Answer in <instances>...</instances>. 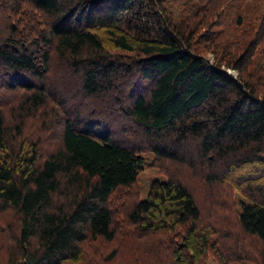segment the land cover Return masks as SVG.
<instances>
[{
	"label": "trees",
	"instance_id": "obj_1",
	"mask_svg": "<svg viewBox=\"0 0 264 264\" xmlns=\"http://www.w3.org/2000/svg\"><path fill=\"white\" fill-rule=\"evenodd\" d=\"M231 3L0 0V264H264V13Z\"/></svg>",
	"mask_w": 264,
	"mask_h": 264
},
{
	"label": "rangeland",
	"instance_id": "obj_2",
	"mask_svg": "<svg viewBox=\"0 0 264 264\" xmlns=\"http://www.w3.org/2000/svg\"><path fill=\"white\" fill-rule=\"evenodd\" d=\"M231 1L232 5L230 7H227L223 9V15L222 20H224L225 23H229V20H236L237 16L240 17V20H257L262 13H264V0H229ZM204 2V1H203ZM198 4V3H197ZM230 4V3H229ZM208 58H210V54L206 55ZM229 73L234 74L233 71H229ZM63 70H58L57 77L64 78L62 76ZM68 77L70 75H67ZM66 76V77H67ZM71 77V76H70ZM52 80V79H51ZM50 80V81H51ZM69 81L70 85L68 86L67 96L70 99H66L65 105H69L71 109H74L78 104L82 102L81 96H75L76 87L73 86V83L75 81L65 79V81ZM53 81V80H52ZM62 81V80H61ZM58 83V82H57ZM67 84V82H66ZM59 88V87H57ZM62 94V93H61ZM73 99H71V97ZM80 106V105H79ZM105 111L103 113V119L108 121L110 123L111 128L113 129V135L118 141L124 140L125 137H129V134L124 135L123 132L120 131V126L124 123L127 126H130V124H127L124 120L122 114L118 113V107H115L114 104L111 102L108 108L103 109ZM123 120V122H122ZM29 127V126H28ZM133 127V126H132ZM140 132V131H139ZM55 139L56 137L53 136ZM56 141V140H55ZM55 141L52 140H41L42 143L45 145L53 144ZM58 143V141H56ZM151 155L149 153L143 154V169L139 172L137 176V194L133 192L131 196L136 199L144 200L147 197V194L149 192V186L153 181H164L165 178L162 177V175L159 173L158 169L154 167L151 164ZM189 178L191 175L188 176ZM138 195V196H136ZM195 196L198 198V200L201 202H204V198L201 194L196 193ZM115 242L114 244L109 245L108 247H117L118 252L116 254V257L114 258V261L112 264H128L129 262V253L130 245L126 242ZM105 252V250H104ZM209 264H214L213 262H209Z\"/></svg>",
	"mask_w": 264,
	"mask_h": 264
}]
</instances>
